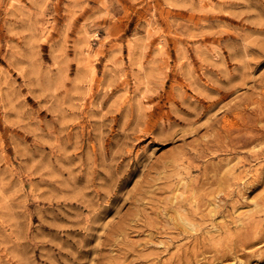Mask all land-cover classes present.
<instances>
[{
	"label": "rangeland",
	"instance_id": "1",
	"mask_svg": "<svg viewBox=\"0 0 264 264\" xmlns=\"http://www.w3.org/2000/svg\"><path fill=\"white\" fill-rule=\"evenodd\" d=\"M0 264H264V0H0Z\"/></svg>",
	"mask_w": 264,
	"mask_h": 264
},
{
	"label": "bare ground",
	"instance_id": "2",
	"mask_svg": "<svg viewBox=\"0 0 264 264\" xmlns=\"http://www.w3.org/2000/svg\"><path fill=\"white\" fill-rule=\"evenodd\" d=\"M215 251V250H214ZM213 254H217V251H215ZM215 257H218V255H216Z\"/></svg>",
	"mask_w": 264,
	"mask_h": 264
}]
</instances>
